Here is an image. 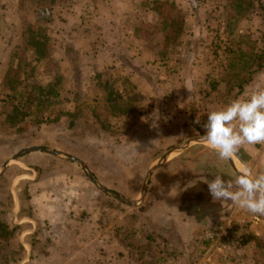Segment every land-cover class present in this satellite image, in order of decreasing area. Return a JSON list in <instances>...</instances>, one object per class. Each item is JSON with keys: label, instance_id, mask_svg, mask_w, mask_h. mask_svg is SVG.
I'll return each instance as SVG.
<instances>
[{"label": "rangeland", "instance_id": "374dc122", "mask_svg": "<svg viewBox=\"0 0 264 264\" xmlns=\"http://www.w3.org/2000/svg\"><path fill=\"white\" fill-rule=\"evenodd\" d=\"M222 47H264L254 0H0V168L23 149L47 148L137 201L152 164L203 135L207 100L188 102L183 90L180 106L168 92L186 73L182 60L201 61L206 49L212 58ZM180 157L235 173L206 144ZM249 164L264 172V150ZM158 176L155 186L165 179ZM154 197L147 191L132 205L100 190L75 162L25 154L0 176V221L19 227L0 244V264H129L111 245L86 244L97 235L145 236ZM230 217L250 245L225 248L216 236L204 264H264V217L237 209L215 232Z\"/></svg>", "mask_w": 264, "mask_h": 264}, {"label": "crops", "instance_id": "0c3cea01", "mask_svg": "<svg viewBox=\"0 0 264 264\" xmlns=\"http://www.w3.org/2000/svg\"><path fill=\"white\" fill-rule=\"evenodd\" d=\"M137 3L134 2L135 6ZM209 48L211 52L213 47ZM222 48L224 52L219 51L212 58L206 49L204 52L208 57L201 61H189L187 54L185 55L187 62L182 60L181 68H185L186 73L178 76L173 82L175 85L168 90L170 95L177 94V105L185 104L180 96L183 90L190 94L188 102L207 100L200 108L209 111L223 107L237 97L251 94L258 88H264V47ZM222 55L224 62L221 61ZM188 68H204L206 73L197 78ZM202 91L205 93L201 97ZM262 150L264 147L261 145H245L237 157L241 159V164H249ZM180 155L172 158L152 175L148 194H155V202L148 206L150 220L145 236H132L128 241L121 235L111 239L97 235L90 237L86 246L96 240L99 245H111L114 256L129 264H204L210 247L213 249L215 243L213 234L237 208L230 201L213 200L208 191L206 180L215 178L221 172L215 169H212L213 172L203 171L200 164L184 162ZM157 174V180L160 176L165 179L155 186L153 178ZM229 178L225 176V179ZM221 216L224 217L223 221ZM230 222L231 217L224 226ZM95 223L98 227H105L99 225L100 221L96 220ZM248 245L249 242H246L241 247L247 248ZM72 246L71 241L68 248ZM81 254L86 260L92 259L88 248ZM101 258V254H97L96 259Z\"/></svg>", "mask_w": 264, "mask_h": 264}, {"label": "clouds", "instance_id": "9594fccd", "mask_svg": "<svg viewBox=\"0 0 264 264\" xmlns=\"http://www.w3.org/2000/svg\"><path fill=\"white\" fill-rule=\"evenodd\" d=\"M202 128L201 141L226 163L245 145H264V88L209 110ZM226 175L230 178L225 179ZM206 184L213 200L230 201L237 209L264 217V172L255 166L245 163L234 174L222 170Z\"/></svg>", "mask_w": 264, "mask_h": 264}, {"label": "water", "instance_id": "95a60500", "mask_svg": "<svg viewBox=\"0 0 264 264\" xmlns=\"http://www.w3.org/2000/svg\"><path fill=\"white\" fill-rule=\"evenodd\" d=\"M199 144H205L201 141L200 137L198 138H194V139H190L188 141H185L181 144H179L178 146L170 149L167 153H165L162 157H160L159 159H157L152 166L149 168L148 173H147V177L145 180V184L143 187L142 192L139 195V198L137 201H130L128 199L123 198L121 195L108 190L107 188L103 187L102 185H100V183L98 182V180L96 179V177L90 172V170L88 169V167L86 166V164L80 160H78L77 158H75L74 156L67 154V153H62V152H57V151H52L50 149L47 148H42V147H31V148H27V149H23L22 151H20L17 155H15L9 162H7L6 164H4L1 168H0V176L6 171V169L9 167V165L12 162L17 161L19 158H21L23 155L28 154L30 152H37V151H42L48 155H52V156H57V157H62L65 159H68L72 162L77 163L78 165H80L82 167V169L87 173L88 177L97 185V187L104 191L105 193L112 195L114 197H117L118 199H121L122 201L132 204V205H140L144 199L146 198L147 195V191H148V187H149V183L150 180L152 178V175L154 174L155 171H157L160 167H162L164 164H166L167 162H169L172 158L182 154L183 152H185L186 150L199 145ZM230 167L232 168V170L236 173V172H240L242 165L240 159L236 156L234 157L230 162H228Z\"/></svg>", "mask_w": 264, "mask_h": 264}, {"label": "built area", "instance_id": "2783aa9c", "mask_svg": "<svg viewBox=\"0 0 264 264\" xmlns=\"http://www.w3.org/2000/svg\"><path fill=\"white\" fill-rule=\"evenodd\" d=\"M261 146L264 147V145ZM214 237H216L221 241L222 239H224L225 243H222V245L225 248L238 247L241 238L240 228L236 224H233L231 222L228 226L224 227L220 232H216L215 234H213V239Z\"/></svg>", "mask_w": 264, "mask_h": 264}, {"label": "trees", "instance_id": "16d2710c", "mask_svg": "<svg viewBox=\"0 0 264 264\" xmlns=\"http://www.w3.org/2000/svg\"><path fill=\"white\" fill-rule=\"evenodd\" d=\"M257 4H258V6H259V8H260V10H261V12H262V15L264 14V5L261 3V0H254ZM156 3V2H155ZM38 44V43H37ZM19 111H17V113H18ZM239 158V157H238ZM240 159V158H239ZM241 160V159H240ZM19 229V227L18 226H16V225H13V228H9V226L6 224V223H4V222H1L0 221V244L2 243V242H7V241H9L10 239L12 240V239H14V237H15V235H16V231ZM7 240V241H6ZM246 243V241H245V239H244V237H241L240 238V244L241 245H243V244H245ZM4 257V256H3Z\"/></svg>", "mask_w": 264, "mask_h": 264}]
</instances>
